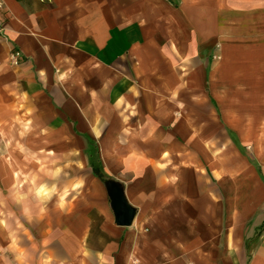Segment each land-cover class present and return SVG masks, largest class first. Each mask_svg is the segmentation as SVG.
Returning a JSON list of instances; mask_svg holds the SVG:
<instances>
[{
	"label": "crops",
	"instance_id": "obj_1",
	"mask_svg": "<svg viewBox=\"0 0 264 264\" xmlns=\"http://www.w3.org/2000/svg\"><path fill=\"white\" fill-rule=\"evenodd\" d=\"M1 2L0 264H264V0Z\"/></svg>",
	"mask_w": 264,
	"mask_h": 264
},
{
	"label": "built area",
	"instance_id": "obj_2",
	"mask_svg": "<svg viewBox=\"0 0 264 264\" xmlns=\"http://www.w3.org/2000/svg\"><path fill=\"white\" fill-rule=\"evenodd\" d=\"M3 8V3L0 0V10ZM18 58H19V53L17 51H12L10 53V61L12 65H18Z\"/></svg>",
	"mask_w": 264,
	"mask_h": 264
},
{
	"label": "clouds",
	"instance_id": "obj_3",
	"mask_svg": "<svg viewBox=\"0 0 264 264\" xmlns=\"http://www.w3.org/2000/svg\"><path fill=\"white\" fill-rule=\"evenodd\" d=\"M27 211V210H26Z\"/></svg>",
	"mask_w": 264,
	"mask_h": 264
}]
</instances>
